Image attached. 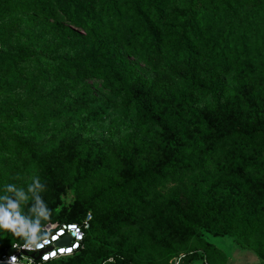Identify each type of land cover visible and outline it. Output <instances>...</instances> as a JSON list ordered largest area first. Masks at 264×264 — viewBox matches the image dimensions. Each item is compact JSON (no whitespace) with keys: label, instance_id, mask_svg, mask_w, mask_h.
I'll list each match as a JSON object with an SVG mask.
<instances>
[{"label":"trees","instance_id":"obj_1","mask_svg":"<svg viewBox=\"0 0 264 264\" xmlns=\"http://www.w3.org/2000/svg\"><path fill=\"white\" fill-rule=\"evenodd\" d=\"M0 44V205L93 216L48 264H264V0H0Z\"/></svg>","mask_w":264,"mask_h":264},{"label":"clouds","instance_id":"obj_2","mask_svg":"<svg viewBox=\"0 0 264 264\" xmlns=\"http://www.w3.org/2000/svg\"><path fill=\"white\" fill-rule=\"evenodd\" d=\"M32 182L35 188L43 186L38 176L33 177ZM19 196L21 199H26L23 192H20ZM3 199L7 201L8 197ZM36 205L37 207L32 208L31 212L39 218L34 220L19 212L16 203L8 201L7 207L0 205V234H10L13 238H18L20 242L18 246L28 252H36L51 243L62 227L54 221L53 209L45 200L37 196ZM70 235H75L78 239L82 238L77 232H70ZM11 264H16L15 257L11 258Z\"/></svg>","mask_w":264,"mask_h":264},{"label":"built area","instance_id":"obj_3","mask_svg":"<svg viewBox=\"0 0 264 264\" xmlns=\"http://www.w3.org/2000/svg\"><path fill=\"white\" fill-rule=\"evenodd\" d=\"M92 220H93V216L90 213L80 224L69 223V224L60 225L62 227H60V230L56 235L55 239L51 243L46 245L44 248H41L36 252H28L23 248L19 247L18 246L19 244H15L17 246L15 247L13 246L12 254L9 256H5L2 260H0V262L11 263V258L15 257L16 264H48L52 261L61 258L72 257L76 252L81 250V248L83 247V242L86 239L87 232L91 229ZM85 222H87V226H85ZM72 224L77 225L78 233L82 238L78 239L75 235H70V232H77V229H73L69 227ZM64 240L65 242L69 241V244L60 245L59 243ZM69 248H71V251H67V249ZM38 257L39 259H37ZM181 259L182 257L177 259L175 264H179Z\"/></svg>","mask_w":264,"mask_h":264},{"label":"rangeland","instance_id":"obj_4","mask_svg":"<svg viewBox=\"0 0 264 264\" xmlns=\"http://www.w3.org/2000/svg\"><path fill=\"white\" fill-rule=\"evenodd\" d=\"M104 94V93H103ZM105 98H108L107 95H104ZM53 136V133H42L39 139H41L43 142H46V146H49L53 143V141L50 140V138ZM24 175H21L22 182L30 183L32 181V178L37 176L36 175V169L33 165L32 167L28 168L27 172L23 173ZM29 189L34 190V184L33 182L30 183ZM31 186V187H30ZM18 192H21L23 189V186L21 184H18L14 186ZM25 197H28V195L25 194ZM26 201V199H19L17 202L18 208ZM72 201V198L68 199L66 202L69 203ZM5 239L12 240L13 237L10 234H0V250L2 248V245L5 241ZM214 244H216L221 250L226 252V254L229 257L228 264H261V261L258 259V257L247 250L240 249L239 246L235 245L232 239L229 237L227 238H212L211 239ZM196 264H203L202 261L197 262Z\"/></svg>","mask_w":264,"mask_h":264},{"label":"water","instance_id":"obj_5","mask_svg":"<svg viewBox=\"0 0 264 264\" xmlns=\"http://www.w3.org/2000/svg\"><path fill=\"white\" fill-rule=\"evenodd\" d=\"M0 49H1V44H0ZM65 240L64 241H62V242H60L59 244L60 245H68L69 244V241H67V242H65ZM37 259H39V257L37 258ZM0 264H11V263H7V262H0Z\"/></svg>","mask_w":264,"mask_h":264},{"label":"snow or ice","instance_id":"obj_6","mask_svg":"<svg viewBox=\"0 0 264 264\" xmlns=\"http://www.w3.org/2000/svg\"><path fill=\"white\" fill-rule=\"evenodd\" d=\"M69 227H71V228H73V229H77V233H78V227H77V225L72 224V225H70ZM62 251H63V249H62ZM67 251H71V248L67 249ZM53 254H54V253H53Z\"/></svg>","mask_w":264,"mask_h":264}]
</instances>
